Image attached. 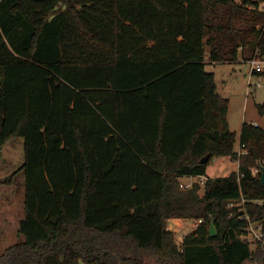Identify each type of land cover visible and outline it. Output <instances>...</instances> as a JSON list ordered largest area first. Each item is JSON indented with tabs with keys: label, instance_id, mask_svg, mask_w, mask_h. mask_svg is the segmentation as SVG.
Here are the masks:
<instances>
[{
	"label": "trees",
	"instance_id": "obj_1",
	"mask_svg": "<svg viewBox=\"0 0 264 264\" xmlns=\"http://www.w3.org/2000/svg\"><path fill=\"white\" fill-rule=\"evenodd\" d=\"M263 3L0 0V151L23 140L21 167L0 185L24 175L6 264L264 259V245L244 239L250 223L264 231V186L251 171L264 167V130L243 123L237 157L228 100L205 71L264 56ZM256 110L264 116V103ZM221 157L237 170L179 187ZM170 219L199 224L177 245Z\"/></svg>",
	"mask_w": 264,
	"mask_h": 264
},
{
	"label": "rangeland",
	"instance_id": "obj_2",
	"mask_svg": "<svg viewBox=\"0 0 264 264\" xmlns=\"http://www.w3.org/2000/svg\"><path fill=\"white\" fill-rule=\"evenodd\" d=\"M239 2L240 0H235ZM264 12V3L259 5ZM253 60L260 63L264 72V56ZM205 71L213 74L217 94L228 100L226 119L229 129L235 133L236 143L234 151L239 155V133L243 123L257 124L264 130V116H260L256 110L257 104L264 103V76L251 74L249 61L233 64H207ZM23 163V140L22 138H11L0 151V179H4L15 173ZM237 170V160L230 157L214 158L206 168L205 179H216L227 177ZM253 175L259 169L252 167ZM203 177L179 178L181 189L189 188L193 183L204 184ZM200 190L199 195H202ZM24 205V175L18 173L11 185H0V264H6L7 249L20 240L18 236V224L23 219ZM173 220V221H172ZM167 229L174 233L175 243L180 244L182 238L191 233L199 224L196 220L170 219L167 220ZM246 239L252 250L260 244L264 245V231L259 223H250ZM264 264V259L258 263Z\"/></svg>",
	"mask_w": 264,
	"mask_h": 264
},
{
	"label": "water",
	"instance_id": "obj_3",
	"mask_svg": "<svg viewBox=\"0 0 264 264\" xmlns=\"http://www.w3.org/2000/svg\"><path fill=\"white\" fill-rule=\"evenodd\" d=\"M208 159H209V156L206 155L200 160V163H206ZM258 169L260 172V179H259L260 184L264 186V167L259 166ZM215 235H216V229L214 227V221L212 220L210 224V228H209V237L213 238L215 237Z\"/></svg>",
	"mask_w": 264,
	"mask_h": 264
},
{
	"label": "built area",
	"instance_id": "obj_4",
	"mask_svg": "<svg viewBox=\"0 0 264 264\" xmlns=\"http://www.w3.org/2000/svg\"><path fill=\"white\" fill-rule=\"evenodd\" d=\"M249 64L251 66V70L255 71L256 73H260V72H263L262 68H261V64L256 62L255 60H250L249 61ZM246 152L244 151H240L239 155H245Z\"/></svg>",
	"mask_w": 264,
	"mask_h": 264
},
{
	"label": "crops",
	"instance_id": "obj_5",
	"mask_svg": "<svg viewBox=\"0 0 264 264\" xmlns=\"http://www.w3.org/2000/svg\"><path fill=\"white\" fill-rule=\"evenodd\" d=\"M238 62H240V60H239ZM253 125H257V124L254 123ZM203 178H204V177H203ZM204 179H205V178H204ZM172 221H173V220H172Z\"/></svg>",
	"mask_w": 264,
	"mask_h": 264
}]
</instances>
